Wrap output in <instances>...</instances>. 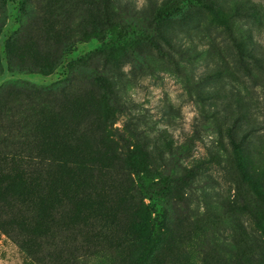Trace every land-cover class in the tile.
<instances>
[{"label": "rangeland", "instance_id": "obj_1", "mask_svg": "<svg viewBox=\"0 0 264 264\" xmlns=\"http://www.w3.org/2000/svg\"><path fill=\"white\" fill-rule=\"evenodd\" d=\"M3 1L0 264H123L139 196L148 264L264 250V0Z\"/></svg>", "mask_w": 264, "mask_h": 264}, {"label": "trees", "instance_id": "obj_2", "mask_svg": "<svg viewBox=\"0 0 264 264\" xmlns=\"http://www.w3.org/2000/svg\"><path fill=\"white\" fill-rule=\"evenodd\" d=\"M28 5L31 4L30 0H25ZM4 1L0 0V4ZM4 13V7H0V21H3V25H5V19L3 17ZM24 16V14H23ZM28 14H26V17ZM31 23V21H30ZM31 25L27 24L26 28L19 30L17 33H15L11 39L9 40V43L7 44V57H8V64L10 69L14 71L13 69L22 70V68H16V66L13 64L11 60V51L10 48L12 46H15L18 41L21 40L22 37H25L28 30L30 29ZM52 63V62H51ZM50 63V64H51ZM32 70L38 71L37 68H33ZM2 65L0 62V75L2 74ZM40 71V70H39ZM15 90L22 91L23 88L20 87H13ZM17 101V100H14ZM3 104L1 101L0 96V106ZM28 112V109H27ZM235 146V145H234ZM235 148L240 152L237 146ZM183 150V148H182ZM1 179L2 183L7 182L6 185L15 183L14 179ZM173 179V178H169ZM175 179V178H174ZM173 179V180H174ZM137 186L140 188V192L143 193L144 191H149L150 186L146 185V182L143 180L136 181ZM156 183V182H155ZM153 186H157V184H153ZM5 190V189H4ZM2 190V193L4 192ZM6 191V190H5ZM140 195V194H139ZM141 199H148L146 196L144 197H138L137 200L139 201V209L142 210V216L144 220H141L138 227L136 228L135 225L133 228H131V236L129 232V236L125 239V244H121L120 246L111 245L110 247L115 250H119L122 247L123 250V264H148L151 260V258L157 254L163 245L165 235L170 231V227L173 225V219L170 217L169 220L163 219L162 221H158L155 218H153L149 213L147 206H145L142 202H140ZM94 225L96 226V223H90V226ZM98 228V227H97ZM65 249V248H64ZM66 250V249H65ZM63 264H80V261L75 256H70L65 260ZM110 264H115L114 262ZM240 264H264V250L263 248L258 252L256 257H247L245 261H241Z\"/></svg>", "mask_w": 264, "mask_h": 264}]
</instances>
